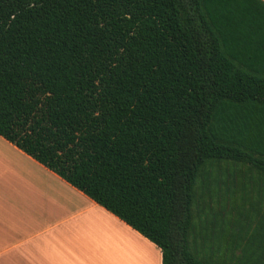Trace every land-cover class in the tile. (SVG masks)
<instances>
[{
    "label": "trees",
    "instance_id": "obj_1",
    "mask_svg": "<svg viewBox=\"0 0 264 264\" xmlns=\"http://www.w3.org/2000/svg\"><path fill=\"white\" fill-rule=\"evenodd\" d=\"M0 137L162 264H264V3L0 0Z\"/></svg>",
    "mask_w": 264,
    "mask_h": 264
},
{
    "label": "crops",
    "instance_id": "obj_2",
    "mask_svg": "<svg viewBox=\"0 0 264 264\" xmlns=\"http://www.w3.org/2000/svg\"><path fill=\"white\" fill-rule=\"evenodd\" d=\"M0 264H162V255L0 137Z\"/></svg>",
    "mask_w": 264,
    "mask_h": 264
}]
</instances>
